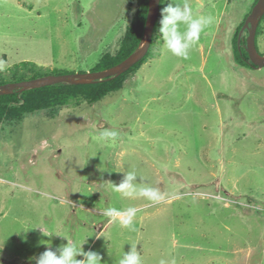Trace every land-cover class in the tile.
Segmentation results:
<instances>
[{
	"label": "rangeland",
	"instance_id": "1",
	"mask_svg": "<svg viewBox=\"0 0 264 264\" xmlns=\"http://www.w3.org/2000/svg\"><path fill=\"white\" fill-rule=\"evenodd\" d=\"M254 1L188 0L194 16L214 17L188 59L158 28L120 91L0 123V264H35L48 244L89 236L84 250L107 264L131 245L143 264H264V67L238 64L233 43ZM136 10L130 0H0L4 76L23 62L48 76L92 72ZM256 42L264 54V19ZM106 129L115 141L99 139ZM133 169L165 199L114 191ZM129 206L141 209L134 231L101 214Z\"/></svg>",
	"mask_w": 264,
	"mask_h": 264
},
{
	"label": "trees",
	"instance_id": "2",
	"mask_svg": "<svg viewBox=\"0 0 264 264\" xmlns=\"http://www.w3.org/2000/svg\"><path fill=\"white\" fill-rule=\"evenodd\" d=\"M136 2L137 10L132 20V23L127 27L125 35L121 41V45L116 54L105 53L95 64L92 72H101L109 69L118 63L125 60L132 53H134L141 45L145 32V24L148 15L149 0H130ZM165 0H161L160 9L163 6ZM258 2L255 0L253 6ZM161 19V11L159 13L157 22L155 24L153 38L150 50L146 57L134 65L127 72L114 78H107L102 81L94 82L92 84L84 85H70V84H56L39 89L27 90L20 92L14 90L12 94L0 96V123L4 121H19L26 114H32L39 111H45L57 107H63L72 101L81 102L84 101L89 105H93L101 101L104 97L110 93L120 91L123 89L125 81L133 77L150 56L152 47L154 45L157 30L159 28V21ZM264 19V16L263 18ZM243 23L237 29L233 43L235 46V58L236 62L242 66L249 67L245 62L249 56L246 49V40L243 38L238 46L239 32ZM24 70H31L32 76H27L25 71H20V68ZM4 72L0 70V86L8 83L21 82L25 80H31L40 78L52 74L50 72H44L43 68L38 67L31 62H23L19 66H15L12 69V76H4ZM60 75V74H57Z\"/></svg>",
	"mask_w": 264,
	"mask_h": 264
},
{
	"label": "clouds",
	"instance_id": "3",
	"mask_svg": "<svg viewBox=\"0 0 264 264\" xmlns=\"http://www.w3.org/2000/svg\"><path fill=\"white\" fill-rule=\"evenodd\" d=\"M125 2L126 0H124ZM213 22L214 17L211 15L194 16L188 0H177L175 5L169 2L161 10L159 31L162 34L165 47L173 56L188 59L189 50L193 45L198 43L201 34ZM3 63V61H0V70H2ZM117 136V131L106 129L100 133L99 139L104 142L115 141ZM100 171L111 172L106 167L103 169L100 168ZM142 181L143 177L138 176L136 170L133 169L126 172L124 178L118 185L112 183V186L114 191L122 193L127 197H141L150 203H159L165 199V194L158 188L140 186V182ZM139 211L141 209L136 206H129L123 210L117 207H107L101 214L110 218V222H118L123 227L134 231V220ZM89 237L82 243L70 241L66 237H63L67 243L62 244L55 250H52L51 244L45 243L48 244L46 250L39 254V256L30 257L29 260H35V264H107V262L102 260L99 252L84 250L83 245L88 242ZM99 237L103 236L97 235V238ZM78 257L82 258L78 259ZM118 264H143L137 246L131 245L130 250L124 252ZM159 264H167V262L161 259Z\"/></svg>",
	"mask_w": 264,
	"mask_h": 264
},
{
	"label": "water",
	"instance_id": "4",
	"mask_svg": "<svg viewBox=\"0 0 264 264\" xmlns=\"http://www.w3.org/2000/svg\"><path fill=\"white\" fill-rule=\"evenodd\" d=\"M160 2L161 0H149L148 15L145 24L143 41L134 53H132L129 57H127L125 60L118 63L117 65L101 72H86L79 74L46 76L21 82L8 83L0 86V96L12 94L14 90L24 92L27 90L39 89L62 83L70 85L92 84L94 82L102 81L107 78H114L122 75L123 73L131 69L134 65H136L138 62H140L142 59H144L148 54L152 43L155 24L160 13ZM263 16L264 0H258V2L253 7L251 13L246 18L238 37L239 46L241 38L243 36V32L245 30L248 31L246 45L247 53L251 64L258 68L264 67V55L260 54L256 46L257 30Z\"/></svg>",
	"mask_w": 264,
	"mask_h": 264
},
{
	"label": "flooded vegetation",
	"instance_id": "5",
	"mask_svg": "<svg viewBox=\"0 0 264 264\" xmlns=\"http://www.w3.org/2000/svg\"><path fill=\"white\" fill-rule=\"evenodd\" d=\"M248 17V15L246 16V18ZM246 18L244 19V21H243V25H244V23H245V20H246ZM262 21V20H261ZM261 21H260V23H261ZM243 25H242V27H243ZM260 25V24H259ZM241 27V28H242ZM241 30V29H240ZM247 37H248V31L247 30H245L244 32H243V36H242V38L241 39H245L246 40V45H247ZM256 39H257V35H256ZM256 46H257V42H256ZM258 49V48H257ZM259 51V50H258ZM261 54V53H260ZM262 55H264V54H262ZM245 62L249 65V68H252V69H258V67H255V66H253L252 64H251V62H250V60H249V58H248V60H245Z\"/></svg>",
	"mask_w": 264,
	"mask_h": 264
}]
</instances>
